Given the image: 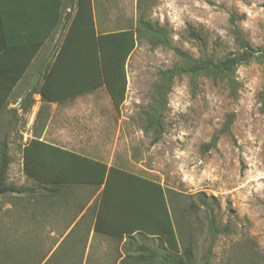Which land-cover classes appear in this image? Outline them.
Instances as JSON below:
<instances>
[{
  "label": "rangeland",
  "instance_id": "374dc122",
  "mask_svg": "<svg viewBox=\"0 0 264 264\" xmlns=\"http://www.w3.org/2000/svg\"><path fill=\"white\" fill-rule=\"evenodd\" d=\"M93 3L99 32L126 28L140 16H145L169 31L174 47L194 57L222 58L238 50L230 32L231 14L240 18L237 24L251 44L264 47V0H93ZM67 25L68 21H63L53 40L46 43L24 79V90L39 81L42 69L53 59L60 45ZM191 30L199 35L198 39L189 36ZM177 63L180 59L173 50L140 41L127 62V94L120 110L111 102L100 104L93 98L84 97L82 104L91 109L118 113L116 121L121 126L120 138L123 140L116 155L128 161L121 168L160 182L176 194L184 207L190 203L199 205L198 195L214 202L218 224L221 227L229 225L231 232L215 240L211 264H246L254 255L261 257L260 263L264 264V111L259 98L263 89V68L256 61L238 67L237 99L230 95L225 85L209 79L201 78L197 90L192 92L186 76L177 78L162 114L165 133L157 144L152 145L153 135L142 130L145 126L142 112L150 110L154 103L159 72ZM35 99L38 101L39 96ZM75 99L55 106V125L69 131V119L63 108L71 105L73 111L81 109L72 105ZM14 107L17 115L10 130V152L14 162L7 183L34 186L22 171L21 156L22 146L32 136L28 126L30 117L19 109L18 104ZM231 113L235 114L232 133L236 143L224 135L215 149L203 152L202 145L222 128ZM76 115L73 119L81 121L83 117ZM12 202L13 196L0 195V258L7 252L24 256V247L30 240L35 243L55 237L48 228L29 226V222L36 224L37 219L29 220L26 213L13 207ZM204 214L189 217L198 259L206 253L210 242ZM122 240L117 239L114 251L107 257L103 254L106 240L95 239L97 243L91 247L88 260L76 264H122L127 255L128 239L124 244ZM142 242L155 246L152 240ZM178 244L179 249L182 248V242ZM3 261V264H24L20 256L9 262Z\"/></svg>",
  "mask_w": 264,
  "mask_h": 264
},
{
  "label": "trees",
  "instance_id": "16d2710c",
  "mask_svg": "<svg viewBox=\"0 0 264 264\" xmlns=\"http://www.w3.org/2000/svg\"><path fill=\"white\" fill-rule=\"evenodd\" d=\"M69 6L72 12L65 16ZM239 20L235 14L230 15V32L238 50L222 58L210 55L194 57L174 47L169 31L145 16H140L126 28L99 32L93 0H74L71 4H64V0H60L53 18L24 20L21 23L24 26L21 48L13 50L12 56L8 52L0 55V80L6 79V83L0 85V133L3 131V138L0 139V195L13 196V207L28 216L29 204L32 199L37 201L35 193L39 189L40 198L43 197L46 202L51 196H67L69 190L76 186L103 185L94 230L118 240L124 237L128 239L127 255L122 259V264H211L215 240L231 232L229 225L221 227L218 224L213 201L208 202L198 195L199 205L190 203L184 207L176 194L160 182L56 147L42 140L41 135L50 117L51 103L70 101L101 87L106 88L114 107L120 110L127 94V62L140 41H146L152 47L171 49L180 59V63L159 72L160 81L154 88V103L150 110L142 112L145 120L142 130L145 134L153 135L152 145L157 144L165 133L162 114L175 80L183 76L189 79L192 92L197 90L199 80L205 78L225 85L230 95L237 99V69L256 61L263 68V89L259 98L264 111V47L251 44L240 30L237 24ZM63 21H68L67 29L53 59L42 69L39 81L27 88L19 106L24 114H28L36 103L34 96H41L33 136L22 146L23 172L35 185L7 183L8 172L14 162L10 152V130L17 115V109H8L12 93L35 63L44 45L53 40ZM189 36L199 38L194 30L190 31ZM3 40L7 44L20 39ZM234 120V113L227 116L222 128L202 145L203 152L215 149L224 135L236 143L232 133ZM116 194L120 195L118 200L114 199ZM108 211L118 212L122 217L115 224H108L104 219ZM201 212H205L208 221L210 242L206 253L198 259L189 217ZM136 239L139 242L136 243ZM143 240H152L155 246L151 247ZM179 242H182L180 249ZM25 250L29 252L30 248L26 247ZM1 256L0 264L4 263L3 260L9 262L18 256L24 261V256L12 252ZM256 256L246 264H261V257Z\"/></svg>",
  "mask_w": 264,
  "mask_h": 264
},
{
  "label": "crops",
  "instance_id": "0c3cea01",
  "mask_svg": "<svg viewBox=\"0 0 264 264\" xmlns=\"http://www.w3.org/2000/svg\"><path fill=\"white\" fill-rule=\"evenodd\" d=\"M59 1L60 0H0V55L8 52V54L12 56L14 54L13 50L21 48V39L24 38V26H22L21 23H24V20H46L53 18L56 14V7L59 5ZM72 1L74 0H64V4H71ZM67 9H71V7L69 6ZM67 9L64 13L65 15ZM9 23L12 24L10 25ZM14 23L17 24L14 25ZM5 38H19L20 40H10L12 41L11 43L8 42L5 44L3 40ZM29 70L25 76L23 75L12 93L8 109H16L14 105L17 104L20 106V102L27 90V88L24 90V85L26 84L25 80L29 74ZM5 80L6 79L0 80V85L4 82L6 83ZM37 96H39V100L37 101L35 99L36 103L28 113V117H30L28 126L32 136L34 123L41 106V96ZM84 97L93 98V100L97 99V102L100 104L103 102H111L113 104L105 87L77 96L72 102V105L75 107L76 104V107L80 106L81 109L73 111L71 110V105H68L67 108H63V113L67 114L69 119L67 124L69 127L68 131L64 126L55 125V106L58 105V103H51L50 117L46 122L41 139L56 147L102 161L108 166L114 165L120 167L125 165L128 163V161L124 159L125 157L116 155V150H118L119 144L123 140L120 138L122 132L121 126L116 121L118 113L105 109H91L90 106L86 107L82 104ZM76 114L83 117L81 121L73 119L77 116ZM91 119L95 121L92 122ZM2 136L3 131L0 133V139L3 138ZM32 136H30L29 139H31ZM29 139H27L26 142ZM128 160L135 163L133 159ZM26 178L28 177L26 176ZM103 188V185L98 187L90 185L76 186L69 190L67 196L63 197L61 194H58L56 196H51L46 202L43 200V197L40 198V189L37 190L35 193L37 201L35 202L34 199H32L28 210V219L36 218L37 221L35 222L36 224L33 225H31L32 222H29L30 224L28 225L31 227L34 226L35 228L36 226L48 228L52 231L51 236L55 237L48 240H36L35 243L30 240L27 246L30 248V251L26 252L24 247V263L76 264L78 262H85L90 256L91 247L94 246V243H97L95 242L97 238L106 240L107 244H104L105 251L103 254L106 253L105 255L107 257L111 255L114 251L113 245L117 242V238L98 234L94 230L97 209L101 202V192ZM119 197L120 195L116 194L114 199L118 200ZM121 217L118 212L108 211L104 219L108 224H115V221ZM121 242L124 244L126 242V237H124ZM133 243L135 244V241H133Z\"/></svg>",
  "mask_w": 264,
  "mask_h": 264
},
{
  "label": "built area",
  "instance_id": "2783aa9c",
  "mask_svg": "<svg viewBox=\"0 0 264 264\" xmlns=\"http://www.w3.org/2000/svg\"><path fill=\"white\" fill-rule=\"evenodd\" d=\"M71 12H72L71 9H67L66 15L69 14V13H71ZM66 15H65V16H66Z\"/></svg>",
  "mask_w": 264,
  "mask_h": 264
}]
</instances>
